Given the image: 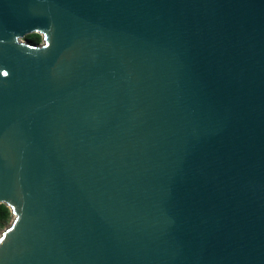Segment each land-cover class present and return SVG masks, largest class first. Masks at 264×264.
Masks as SVG:
<instances>
[{"label":"water","instance_id":"water-1","mask_svg":"<svg viewBox=\"0 0 264 264\" xmlns=\"http://www.w3.org/2000/svg\"><path fill=\"white\" fill-rule=\"evenodd\" d=\"M1 204L0 264H264V0H0Z\"/></svg>","mask_w":264,"mask_h":264},{"label":"trees","instance_id":"trees-1","mask_svg":"<svg viewBox=\"0 0 264 264\" xmlns=\"http://www.w3.org/2000/svg\"><path fill=\"white\" fill-rule=\"evenodd\" d=\"M25 40L32 44L39 45L42 43L43 38L41 34L33 33V34L28 35L25 38ZM12 219H13L12 210L7 205L1 204L0 205V234L9 224H11Z\"/></svg>","mask_w":264,"mask_h":264},{"label":"rangeland","instance_id":"rangeland-1","mask_svg":"<svg viewBox=\"0 0 264 264\" xmlns=\"http://www.w3.org/2000/svg\"><path fill=\"white\" fill-rule=\"evenodd\" d=\"M23 40H24L25 42H27L25 39H23ZM13 219H14V215H13ZM13 219H12V220H13ZM9 226H10V224H9L6 228H8ZM3 231H4V230H3ZM3 231H2V232H3Z\"/></svg>","mask_w":264,"mask_h":264}]
</instances>
